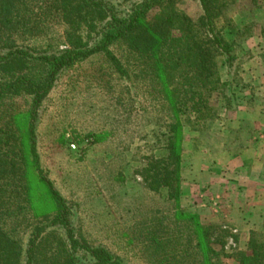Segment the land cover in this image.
I'll list each match as a JSON object with an SVG mask.
<instances>
[{"label":"rangeland","instance_id":"rangeland-1","mask_svg":"<svg viewBox=\"0 0 264 264\" xmlns=\"http://www.w3.org/2000/svg\"><path fill=\"white\" fill-rule=\"evenodd\" d=\"M47 1L53 5L46 8ZM221 1L226 8L214 18L215 31L231 46L240 70L228 76L222 59H215L221 83L230 82V89L225 100L221 91L212 95L213 114L206 121H196L183 109L175 120L153 75L123 43L109 50L125 77L103 54L91 56L59 75L38 110L35 135L41 169L70 208L77 237L106 248L119 264H157L158 256L148 249L149 238L192 234L193 222L186 215L210 227L208 237L211 247L222 253L220 263L235 264L224 256L247 252L251 233L264 243V0ZM55 3L58 0L30 1L34 30L14 36L17 46L39 54L71 51ZM175 10L189 19L195 40L204 43L198 2L182 0ZM91 18L85 17L75 32L70 29L82 44L95 39L87 27ZM29 103L30 98H16L8 103L13 110L0 106V117L22 116ZM16 121L13 131L22 139L23 122ZM175 121L184 137L176 203L165 191H149L141 176ZM3 123L0 118V129ZM75 137L83 143L76 145ZM30 183L37 211L29 214L28 225H35L54 211L44 204L34 175ZM176 212L182 213L178 220ZM27 235L20 233L19 239L24 242ZM176 248L173 255L179 257L183 248Z\"/></svg>","mask_w":264,"mask_h":264},{"label":"trees","instance_id":"trees-1","mask_svg":"<svg viewBox=\"0 0 264 264\" xmlns=\"http://www.w3.org/2000/svg\"><path fill=\"white\" fill-rule=\"evenodd\" d=\"M30 1L0 0V106L13 110L9 102L30 98L26 114L0 117L4 120L0 129V264H119L106 248L92 246L77 237L70 208L41 169L35 135L38 110L59 75L91 56L103 54L115 72L125 77V70L109 50L123 43L153 75L175 120L183 109V114L194 115L196 121H206L213 114L209 99L221 91L225 100L228 98L225 90L230 89V82L221 83L215 59H222L228 76L240 70L231 46L214 27V18L226 8V3L196 0L202 12L201 27L207 37L204 43H199L190 33L189 19L175 10L182 0H58L59 5L55 3L53 10L59 11L66 25V42L71 51L39 54L17 46L12 40L34 30L30 27L33 23ZM45 4L46 8L53 5L48 1ZM154 12L156 15L151 16ZM87 16L92 17L87 27L95 35L90 45L82 44L70 30L75 32L85 24ZM17 118L22 119L24 126L22 139L13 131ZM182 130L175 121L157 157L148 160L141 171L149 191H165L166 198L174 203L179 195ZM83 141L74 138L78 146ZM31 175L45 197L44 204L51 205L54 211L50 219L43 217L35 225H28L29 214L37 211L32 205ZM181 217L182 213H175L177 220ZM185 217L193 222L192 234L184 238H149L148 249L152 248V254L158 256L157 264H225L218 261L222 253L211 247L210 227L197 224L194 215ZM25 231L28 235L22 242L19 234ZM256 236L251 233L247 252L224 258L231 257L235 264H264V243L258 242ZM178 246L183 250L176 257L173 253Z\"/></svg>","mask_w":264,"mask_h":264},{"label":"crops","instance_id":"crops-1","mask_svg":"<svg viewBox=\"0 0 264 264\" xmlns=\"http://www.w3.org/2000/svg\"><path fill=\"white\" fill-rule=\"evenodd\" d=\"M264 183V182H263ZM254 193H256V192H254ZM258 197V196H257ZM255 198H256V196H255Z\"/></svg>","mask_w":264,"mask_h":264},{"label":"built area","instance_id":"built-area-1","mask_svg":"<svg viewBox=\"0 0 264 264\" xmlns=\"http://www.w3.org/2000/svg\"><path fill=\"white\" fill-rule=\"evenodd\" d=\"M72 148H73V146H72Z\"/></svg>","mask_w":264,"mask_h":264}]
</instances>
